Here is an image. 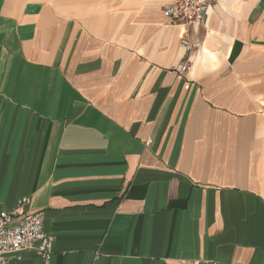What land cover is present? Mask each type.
<instances>
[{
    "label": "crops",
    "instance_id": "1",
    "mask_svg": "<svg viewBox=\"0 0 264 264\" xmlns=\"http://www.w3.org/2000/svg\"><path fill=\"white\" fill-rule=\"evenodd\" d=\"M173 1L0 0V212L54 238L8 264H264V0Z\"/></svg>",
    "mask_w": 264,
    "mask_h": 264
},
{
    "label": "built area",
    "instance_id": "2",
    "mask_svg": "<svg viewBox=\"0 0 264 264\" xmlns=\"http://www.w3.org/2000/svg\"><path fill=\"white\" fill-rule=\"evenodd\" d=\"M215 0H174L164 9L170 24H183L192 28L204 25L208 11ZM185 58L180 69H187L193 60L194 43L181 39ZM28 198L17 200L10 211L0 212V264L21 260L25 252L48 260L52 254L53 236L43 231V212L26 210Z\"/></svg>",
    "mask_w": 264,
    "mask_h": 264
}]
</instances>
